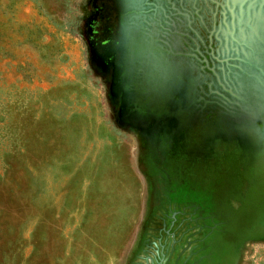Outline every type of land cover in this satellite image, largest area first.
I'll use <instances>...</instances> for the list:
<instances>
[{
  "label": "rangeland",
  "instance_id": "1",
  "mask_svg": "<svg viewBox=\"0 0 264 264\" xmlns=\"http://www.w3.org/2000/svg\"><path fill=\"white\" fill-rule=\"evenodd\" d=\"M0 264H264V0H0Z\"/></svg>",
  "mask_w": 264,
  "mask_h": 264
},
{
  "label": "trees",
  "instance_id": "2",
  "mask_svg": "<svg viewBox=\"0 0 264 264\" xmlns=\"http://www.w3.org/2000/svg\"><path fill=\"white\" fill-rule=\"evenodd\" d=\"M142 30V29H141ZM142 32H143V30H142Z\"/></svg>",
  "mask_w": 264,
  "mask_h": 264
}]
</instances>
